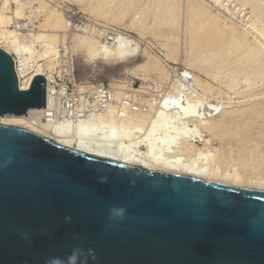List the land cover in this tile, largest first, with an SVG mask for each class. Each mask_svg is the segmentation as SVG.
I'll return each instance as SVG.
<instances>
[{
    "label": "water",
    "instance_id": "95a60500",
    "mask_svg": "<svg viewBox=\"0 0 264 264\" xmlns=\"http://www.w3.org/2000/svg\"><path fill=\"white\" fill-rule=\"evenodd\" d=\"M45 106V77L21 90L0 49V119ZM113 207L124 216L111 219ZM74 249L87 264H264V190L150 172L0 125V264Z\"/></svg>",
    "mask_w": 264,
    "mask_h": 264
},
{
    "label": "rangeland",
    "instance_id": "374dc122",
    "mask_svg": "<svg viewBox=\"0 0 264 264\" xmlns=\"http://www.w3.org/2000/svg\"><path fill=\"white\" fill-rule=\"evenodd\" d=\"M8 1L3 15L17 12L20 17L7 29L18 34L16 43L32 51L24 54L25 63L53 66L51 86L62 94V102L67 96L80 98L96 109V115H103L97 120H105L108 112L103 114L96 103L97 92L103 91L108 109L116 106L127 119L144 113L147 100L179 87L204 106H218L221 112L206 121L219 122L222 128L216 135L196 131L211 141L206 148L197 143L187 153L157 146L151 155L166 159L176 154L183 164H194L227 183H242H223L226 186L264 190V19L249 7L235 0H220L221 5L213 0ZM57 17L66 27L55 22ZM42 33L54 36L55 56L41 58L46 48L35 37ZM114 34L130 41L139 54L116 65L89 62L83 56L84 46L105 45ZM146 57H152L150 67L136 66ZM116 84L124 87L117 89ZM136 141L123 140L122 149L145 153Z\"/></svg>",
    "mask_w": 264,
    "mask_h": 264
},
{
    "label": "bare ground",
    "instance_id": "6f19581e",
    "mask_svg": "<svg viewBox=\"0 0 264 264\" xmlns=\"http://www.w3.org/2000/svg\"><path fill=\"white\" fill-rule=\"evenodd\" d=\"M235 1L239 3L240 6L249 7L252 13L258 15L257 17L259 19H264L263 0ZM213 2L216 5L220 4V0H213ZM8 3V0H0V49L5 51L7 54H12V52H14L19 57L22 66L21 68H18L16 65V71L19 88L21 90H26L29 87L31 80L35 75H42L45 77L47 83L48 106L40 110H31L26 116H10L1 118L0 125L20 127L21 129L50 139L60 146L74 149L78 152L98 158L143 168L150 172L178 174L204 180L205 182H215L221 184L229 183L230 185L234 186L242 185L240 181H229L227 183L226 179H220L213 173L208 174L205 169L204 171L201 168L195 167L194 164H183L179 158H176V154L174 156H168L166 159H159L157 157L155 158L151 155V151L157 146L164 147L167 151L172 150V152L173 150L177 152L180 150H187V153L188 150L196 149V146L194 145L197 143H201L202 147L206 148L211 144V141L206 139L204 135L196 133V131L198 129L200 130L201 128L207 130V132H210L213 135H216V132L222 128V125L219 122L214 123V120L206 121L207 119H211L213 116H216L221 112V110L218 111V106H204L205 103L198 99L194 100L193 96L187 95L183 92V90L181 91V88L179 89V87H174L173 91L170 93H165L160 96H156L152 100H147L146 103H148V109H144V113H142V111L140 114L129 117L127 116V119L121 118L125 117L126 114H120L118 111H116V106H111L107 111V119H99L94 122L80 120V122H78L75 127L74 134L73 125L65 130L60 129L55 123L50 124L52 120L51 117L54 118V114L50 113L49 102L51 95H54V89L50 85L53 66L50 63L44 65H35L34 67L27 66L25 63L26 59L24 58V53L31 54L32 51L29 49V53L26 51L27 48L25 50L24 46L22 47L21 44L16 43L19 40L18 34H16L14 30L7 29V27L10 26L12 20L20 17L17 12H14L12 17L3 15L5 10H7ZM55 22H59L62 27H66L67 25L62 17H57ZM42 32L45 33L46 31L43 30ZM43 33L35 37L37 41L43 42V46L46 48L42 53L41 58L55 56L57 52L54 50V36ZM114 35L115 36L113 38L107 39L109 43H106L105 45L103 44L96 46L94 43V45L90 44L88 46H84L85 41L83 40L81 43L84 44L83 46L85 47L82 51L83 56L89 62L102 60L106 64L116 65L123 64L139 54L137 50L138 48L133 47V44L130 41L124 39L119 34ZM52 41H54V44ZM79 47L81 48V45H79ZM150 58L152 57H146V59L141 64L136 66L150 67L152 61ZM15 63L17 64L16 60ZM44 68H46L49 74L46 73ZM137 69H139V67H135L133 70L136 71ZM144 69H146V67H144ZM137 73L139 74L138 71ZM117 85L124 87L122 84H116V88ZM134 92L138 93L139 91L136 90ZM191 126L193 128H191ZM131 137L139 140L135 142V145L138 148L144 147L146 149L145 153L136 151L133 152L132 149L131 151L130 148H128L129 146L127 147L129 150L122 149L123 146H125L122 145L123 140L126 141V139ZM204 148L201 149L205 150Z\"/></svg>",
    "mask_w": 264,
    "mask_h": 264
},
{
    "label": "built area",
    "instance_id": "2783aa9c",
    "mask_svg": "<svg viewBox=\"0 0 264 264\" xmlns=\"http://www.w3.org/2000/svg\"><path fill=\"white\" fill-rule=\"evenodd\" d=\"M25 54V53H24ZM9 56L13 60L14 64V69L15 73L17 76V66L18 68H21L22 63L20 62L19 57L12 52V54H9ZM15 60L17 61V64L15 63ZM17 65V66H16ZM18 79V77H17ZM51 85V84H50ZM54 89V95H51L50 99V113L54 114V118L51 117V122L50 124H57V126L60 129H67L73 125V134L75 133V127L80 120H87V122H94L97 121L98 117L100 114L96 115V109L93 108L91 105H89L86 101L82 102L80 98H75V97H65V101H61L62 99V94L57 93L55 91V88L51 86ZM47 83H46V106L47 104ZM96 103L97 106L99 107V110L105 114L108 110V102L106 100V97L104 95L103 91H98L97 92V97H96Z\"/></svg>",
    "mask_w": 264,
    "mask_h": 264
},
{
    "label": "clouds",
    "instance_id": "9594fccd",
    "mask_svg": "<svg viewBox=\"0 0 264 264\" xmlns=\"http://www.w3.org/2000/svg\"><path fill=\"white\" fill-rule=\"evenodd\" d=\"M103 182V181H102ZM124 208H111V219L117 220L124 216ZM70 217H65L66 221H70ZM88 262V253L80 249H74L72 253L66 259L54 258L48 261V264H87Z\"/></svg>",
    "mask_w": 264,
    "mask_h": 264
}]
</instances>
